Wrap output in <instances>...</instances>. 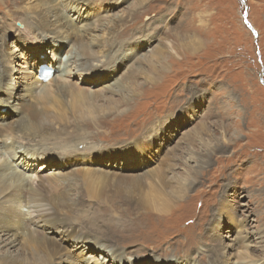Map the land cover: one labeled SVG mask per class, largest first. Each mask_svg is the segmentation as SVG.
Returning <instances> with one entry per match:
<instances>
[{
	"label": "rangeland",
	"instance_id": "1",
	"mask_svg": "<svg viewBox=\"0 0 264 264\" xmlns=\"http://www.w3.org/2000/svg\"><path fill=\"white\" fill-rule=\"evenodd\" d=\"M16 1L0 0V17H13L4 31L0 29V45L13 62L8 79L11 75L14 78L13 97L20 105L14 104L15 98L6 102L5 92L1 94L0 113L10 115L3 124L10 122L14 134L41 137L45 144L60 143L73 149L61 160L38 161L35 166L27 160V169L43 165L39 171L44 170V174L58 167L63 172L57 184L47 188L51 203L73 201L75 218H64L67 220L63 225L71 224L76 231L100 235L105 247L115 245L135 257L150 254L158 261L172 258L173 264L182 259L191 264H212L216 259L212 254L218 248L213 243L232 241V237H224L233 232V226L224 217L220 220L217 213L212 215L211 205L217 206L223 199L234 210L235 218L245 225L244 239L252 244L264 264V222L259 219L264 221V0H149L143 13L132 20L127 13L137 10L139 0H102L93 9L83 5L75 12H60L71 25L81 10L80 23L91 34L94 32L93 38L83 36L89 41L111 33L110 45L105 44L102 51L106 52L108 45L115 60L112 57L106 67L102 62L84 75L73 76L69 88L35 101L69 119L66 130L47 132L37 129L29 117L28 106H24L35 99L28 93L34 74L42 80L40 67H46L44 62L50 61L52 49L58 45L48 48L41 39L33 40L28 28L22 31V14L15 10L19 6ZM8 9L10 13L6 12ZM120 14H125L127 22L112 25L110 20ZM93 24H99L96 31ZM68 32L71 42L80 38L72 29ZM116 49L118 54L126 52L127 59L114 70ZM159 49L167 55L165 64L169 70L149 85L143 71L150 64V53ZM55 54L59 57L64 53ZM102 55L99 59L106 61L105 54ZM126 72L131 74L124 76ZM115 79L125 82L115 87ZM130 85L137 92L131 93ZM108 88H113L114 93ZM168 132L172 139L165 142ZM202 135L209 139L213 136L210 146L201 143ZM147 139H159L164 144L154 141L149 149L144 146ZM187 146L194 153H206V158L196 169L195 183L188 194L191 197L176 205L174 213L155 216L158 213L145 212L148 205L141 206V197L126 193L127 188L122 194L114 192L115 184L121 183L114 184L108 177L123 178L154 167L162 171L165 161L175 163L174 172L183 174L181 160L189 155ZM7 158L12 159V165L20 162L15 155ZM92 169L102 170V176L86 179L83 172ZM40 218L38 223L46 233L57 236L56 230L62 229L66 234L57 221ZM114 228L119 231L114 232ZM64 241L70 244V239ZM102 256L107 259L105 251Z\"/></svg>",
	"mask_w": 264,
	"mask_h": 264
},
{
	"label": "bare ground",
	"instance_id": "2",
	"mask_svg": "<svg viewBox=\"0 0 264 264\" xmlns=\"http://www.w3.org/2000/svg\"><path fill=\"white\" fill-rule=\"evenodd\" d=\"M3 1L4 0H2V2ZM13 1L14 0H12L11 3H13ZM148 1L149 0H139L138 6H136L137 10L135 12H126L129 16V20H132L135 16H139L141 13H143ZM17 2H19V6L18 8L15 7V10H20L22 14V17H20L21 23L23 24V28H21L22 31L24 30V28H28L32 39H41L43 42H46L48 48L49 46L53 47L55 45H58L57 48L52 49L50 61L44 62L46 63L47 68L53 69V75L48 81L44 82L39 79L37 73L34 74V79L31 82L28 93L30 92L35 97V99L27 103L24 108L28 106L27 111L29 117L37 125V129L44 130L46 132L47 130L60 131L64 130L65 128L67 129V127L70 125V122L65 114H63L62 112L57 113L56 110L52 108H46L41 103L35 101H40V99H47L48 97L52 96L53 93L61 91L62 89H65L67 87L69 88L68 85L71 84L73 76L84 75L94 67L101 66L100 63L102 62H105L106 67L108 61H110L112 57L115 60V57L114 53H112L111 51V48H108V45L104 48V50L106 49V52L102 51L103 46H105V44H109L110 39L112 40L111 33H103L101 37L100 35H98L97 38L89 41V38L95 37L93 35L94 32L93 34H91L88 30L84 29V25L80 23V17L78 16L80 15L81 10H79V13L76 17V20L78 21H72L74 24H76V26L74 24H68V21L64 20L59 13L65 10H71L75 12L77 8H81L83 5H87L90 9H93V7L98 4V2L103 1L17 0L15 3L18 4ZM261 5L264 7V3H262ZM6 12L10 13L11 11L8 9ZM7 17L8 18L6 20L0 17V29H2V31H4L5 25L9 24L8 21H11L12 16ZM125 20V14H120L111 19L110 23L116 26L122 22H127V20ZM98 25L99 24H93L92 29L96 31L97 29L95 28H97ZM107 27L108 26L105 25L104 29H106ZM70 29H72L75 34L80 36V38H74L71 42L70 37L67 35V33H69L68 30ZM18 31L19 33L22 32H20V29H18ZM83 36L89 38L85 39L83 38ZM2 39L5 38L3 37ZM117 51L118 49L114 51L117 54L115 61L116 63L112 66L114 70L119 69V66L123 65L125 59H127L125 55L126 52H119L118 54ZM55 52L58 53V55L60 53L64 54L60 55L59 57H54L56 55ZM102 54H105V57L107 58L106 61H102L99 59L100 56H103ZM150 54V64H147L148 71L144 70L143 73L145 75H142L145 78V83L149 85L157 82L159 78H162L163 75L166 74V71L169 70L166 69L167 66L165 63L168 64V62L167 55L164 51H160L159 49L151 52ZM119 55L121 56L119 57ZM135 67L137 66H133V68ZM10 69H14L13 62L10 60L7 52L2 49V45H0V100L1 97H3V95L1 94L7 92L8 101L6 102H9V99L15 98V100H13V102L15 101L14 104L20 105V102L17 100V98L13 97L14 87L12 86L15 83L14 78L11 75L8 79ZM129 74L131 73L126 72L124 76L128 77ZM7 80H9L8 83ZM115 80L117 82L116 85H114L115 87H117V84L122 86V84L125 82L119 79ZM108 89H110L109 92L114 93L113 88ZM129 91L133 93L134 91H136L135 87L130 85ZM130 96H132V94ZM124 102H127V100H125ZM1 106L3 107V105ZM4 106L6 105L4 104ZM13 109H17V106ZM100 109H102L101 104ZM103 111H101V113ZM104 112H106V110ZM9 116L10 115L0 113V264H74L76 260L78 261V264H162V262H165V264H173L175 262V260H171L172 258L168 260L159 259L158 261V258H155L150 254L143 258L135 257L132 256L131 253L128 254L127 252H125V250H119L115 245L108 246L107 248L101 242L102 236L95 235L94 233H91L89 235L83 231H76L73 229L71 224L63 225L64 221L67 220L64 218H75L74 215H72L73 208L71 207V203H73V201L70 199L71 203H51L47 198V188H50L53 184H57V180H59V178L62 176V171L58 167L54 169L55 172L51 171L48 174H44V170L39 171L42 170V168L44 167L43 165L41 167H38V169L37 167L32 170L30 169V167L27 169V160L32 161L30 166H35L38 161L47 162L51 159L61 160L66 156V153L71 152V150L73 149L65 148L67 145H61L60 143L56 145L45 144L43 143V138L41 137L36 139L35 137L32 138L23 134H14L11 125H8L10 122H6V126L5 124H3V120L8 119ZM24 119L26 118L24 117ZM71 129L73 130V128ZM7 132L11 134H7ZM165 138V142H168V139H172L171 133L168 132L167 134H165ZM213 139V136L209 139L208 137H204L203 135L199 138L201 143L203 142L204 145L208 146H210V141L212 142ZM154 141L161 143L162 146L164 144V142L162 140L159 141V139H151L150 141H148L147 139L144 146L149 147L150 149V146ZM72 144L75 145L73 147H77L78 145L76 142H72ZM187 147V154L189 155L185 157L183 161L181 160L182 167L180 168V171L183 174L179 175L174 172V169L176 167L173 165L175 163L168 164L165 161L164 163L166 165L162 167V171L161 168L159 169V171H157L154 167V169L149 171L146 170L144 171V173H134L135 175L123 178L114 175V177H108L109 180L114 182V184L115 182L121 183L115 184L116 189L114 190V192L116 191V193L120 192L122 194L123 192H125V188H127L128 191L126 193L131 194V196L135 198H138L140 196L141 200L144 202V204H141V206L148 205V210H145L143 207L144 211L149 213L152 211L158 213V215L155 216L161 217L169 215L170 212L174 213V208L176 207V205L185 200L187 197H191L190 195L188 196V194L192 191V186L195 183V179L198 173L196 169L202 165L200 164L201 160L206 158V153H194L192 148H190L189 146ZM59 148H62V150H55ZM158 148L161 149L160 146H158ZM74 150L78 151L77 148ZM207 150L208 149H205V151ZM4 152H6L8 156L15 155V157L20 162L12 165V159L9 158V160L7 158L8 156H6ZM151 155L152 152L149 156ZM59 164L64 165L63 162ZM101 171L98 169H92L89 171H84L83 175L86 177V179H88L89 177H95L98 179L101 175ZM104 172L108 171L105 170ZM89 182L91 183V181H88V183ZM141 195L149 200L144 199ZM125 196L128 195L125 194ZM151 198L152 200H150ZM229 205L230 204H228L227 200L223 199L220 200L219 203H217V206L211 205L213 210L212 215L214 213H217L220 220H222L224 217L227 223L234 228H231L233 232L224 237H232V241L228 243L229 245L226 244L225 241L220 245L213 243L214 247L218 248L214 250L212 254L216 257L212 264H262L263 262L261 263L260 261L261 258H258L259 254L257 255L254 249H252V247L250 246L252 244L249 245L244 239L243 233L245 225L242 221H238L235 218L236 214H234V210L229 207ZM23 208H25V211ZM173 209L174 211H172ZM42 216H44L46 219L57 221L63 227V229L66 230V234L62 229L56 230L55 234H57V236L51 234L50 232L46 233L43 229V225L38 223L40 222V217ZM197 218L199 221H202V218H200L199 214L197 215ZM259 219L264 222L262 218ZM113 231L117 232L119 230L114 228ZM63 238L64 240L70 239V244L65 243ZM103 250L107 253V259L102 256L104 252ZM262 253H264V250ZM179 262H183L184 264H191L190 262H185L183 259L176 263L178 264Z\"/></svg>",
	"mask_w": 264,
	"mask_h": 264
},
{
	"label": "water",
	"instance_id": "3",
	"mask_svg": "<svg viewBox=\"0 0 264 264\" xmlns=\"http://www.w3.org/2000/svg\"><path fill=\"white\" fill-rule=\"evenodd\" d=\"M17 25H18L19 27H21V24L17 23Z\"/></svg>",
	"mask_w": 264,
	"mask_h": 264
}]
</instances>
